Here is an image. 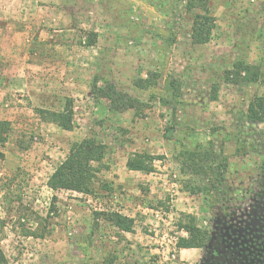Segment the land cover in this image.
I'll use <instances>...</instances> for the list:
<instances>
[{
  "label": "rangeland",
  "instance_id": "obj_1",
  "mask_svg": "<svg viewBox=\"0 0 264 264\" xmlns=\"http://www.w3.org/2000/svg\"><path fill=\"white\" fill-rule=\"evenodd\" d=\"M210 10L211 40L194 45L184 0H0V121L12 126L0 159V264L244 260L236 214L240 198L254 206L248 177L264 165L263 126L247 110L264 83L229 85L224 76L238 60L264 71V0H210ZM151 74L155 86L134 87ZM96 82L116 84L135 108L113 112L92 93ZM70 101L72 131L37 114ZM91 137L106 147L95 193L52 191L73 144ZM209 148L227 156L229 187L191 195L182 162ZM134 154L154 158L153 173L128 170ZM109 213L132 218L133 231ZM184 214L211 233L204 249L177 247Z\"/></svg>",
  "mask_w": 264,
  "mask_h": 264
},
{
  "label": "trees",
  "instance_id": "obj_2",
  "mask_svg": "<svg viewBox=\"0 0 264 264\" xmlns=\"http://www.w3.org/2000/svg\"><path fill=\"white\" fill-rule=\"evenodd\" d=\"M186 11L192 15L191 38L194 45H205L212 37L214 29V18L211 16L210 0H184ZM95 40L90 42L93 45ZM138 78L134 82L137 89L147 90L156 85L155 77ZM224 81L229 85H250L264 83V71L260 65L251 64L244 60H238L232 68L225 72ZM92 93L98 97L106 99L110 103L113 112L122 113L134 109L136 101L125 92L118 89L116 84L107 83L98 87L97 82L92 86ZM215 99V98H214ZM37 114L45 122L58 125L66 131L74 128L73 106L68 102L62 112L38 109ZM248 120L251 123L263 126L262 146L264 149V97L253 100L247 110ZM12 131L11 123L0 121V159L4 158L1 150L7 142ZM173 128H169L165 134L167 142L172 141ZM187 158L182 162L181 173L186 177L185 188L191 195L209 194L221 192L228 188L229 161L223 153H216L212 149L196 150L186 152ZM106 156V147L100 144L95 138H87L81 142H76L70 149V153L55 170L48 181V187L52 191H69L84 195L94 194V182L99 172L95 165L103 162ZM151 158L147 155L134 154L127 162L130 171L151 174L154 171ZM237 181L243 178L237 176ZM243 177V176H242ZM251 181L248 188L250 199L258 203L260 207L264 203V165L257 174L248 177ZM241 188V183H239ZM239 214L247 212L244 207V199L240 198ZM263 208V207H262ZM238 214H236L237 216ZM107 221L112 223L123 233H131L134 228V220L119 213L105 214ZM180 228L186 233L185 237H180L177 243L179 249H204L211 241L212 235L202 229L197 222V218L190 214H184Z\"/></svg>",
  "mask_w": 264,
  "mask_h": 264
},
{
  "label": "flooded vegetation",
  "instance_id": "obj_3",
  "mask_svg": "<svg viewBox=\"0 0 264 264\" xmlns=\"http://www.w3.org/2000/svg\"><path fill=\"white\" fill-rule=\"evenodd\" d=\"M244 205L247 212L236 216V252L240 264H264V203ZM238 218V219H237ZM237 262V263H238Z\"/></svg>",
  "mask_w": 264,
  "mask_h": 264
}]
</instances>
